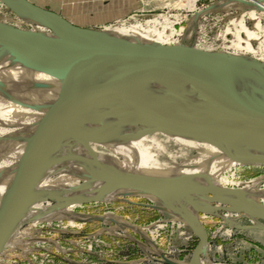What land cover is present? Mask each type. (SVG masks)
<instances>
[{
    "label": "water",
    "instance_id": "water-1",
    "mask_svg": "<svg viewBox=\"0 0 264 264\" xmlns=\"http://www.w3.org/2000/svg\"><path fill=\"white\" fill-rule=\"evenodd\" d=\"M22 3L28 12L57 37H44L0 23V49L16 55L19 61L45 71L61 73L60 92L33 133L27 139L13 178L0 202V248L25 209L30 192L43 170L47 157L65 139H79L85 148L103 132L95 128L112 111L119 110L137 120L159 127L175 126L176 133L264 128V103L256 100L241 85L249 81L264 91V78L257 76L240 56L187 46L132 42L120 43L101 38L86 28L73 24L61 15L30 0H3ZM66 31L68 34H64ZM110 65L112 68L110 69ZM99 82L95 77L108 72ZM154 82L173 90L170 97L149 100L134 95V86ZM174 82L183 84L176 88ZM106 108L93 124L82 130L83 115L92 105ZM181 127H186L187 130ZM84 162L83 156L69 155ZM244 160L243 158H239ZM183 177H151L130 172L104 173V185L129 187L168 201H178L190 194L210 198L216 192L235 194L234 187L191 185ZM240 194V193H239ZM100 193L82 198L80 204L98 201ZM225 203L223 209L255 214L264 220L261 205ZM168 209H174L169 205ZM200 237L189 263L205 249V238L196 222L186 221ZM264 227L263 224H261ZM248 226H243L247 228Z\"/></svg>",
    "mask_w": 264,
    "mask_h": 264
},
{
    "label": "bare ground",
    "instance_id": "bare-ground-1",
    "mask_svg": "<svg viewBox=\"0 0 264 264\" xmlns=\"http://www.w3.org/2000/svg\"><path fill=\"white\" fill-rule=\"evenodd\" d=\"M195 1L189 0V8L194 7ZM8 3L15 12L13 16L2 18L1 24L14 29L32 26L29 32L44 37H57V34L49 31L50 29L48 30L34 18L25 5L15 1ZM234 3L253 4L258 9H264V0H237ZM159 18H162L163 21ZM151 23L152 25H149ZM146 24L147 27L141 24L127 27L112 24L105 26L101 31H88L115 42H141L152 45L167 44L165 41L176 33L172 24L162 15L152 18ZM63 33L68 34L66 31ZM226 54L237 56L231 53ZM240 59L250 65L254 74L264 78V58H261V64L252 62L251 58ZM108 74L109 71L98 75L91 82L102 81ZM60 76L61 73L56 70H42L32 64L19 61L16 55L0 49V202L13 178L27 139L59 95ZM240 83L256 100L264 103L262 89L243 79L240 80ZM172 85L178 89L185 87L179 82H174ZM131 92L149 100H161L173 94V90L167 85L154 82L138 84L132 88ZM105 108L104 105H92L91 109L83 115L82 130H87ZM181 128L187 130L186 127ZM95 129L103 133L96 140L89 142L87 148L84 147L81 140L68 138L63 140L57 149L52 150L30 192L25 209L0 248V252L15 238L18 232H21L19 229L28 223L36 222L42 218L49 220L56 217H66L73 221L77 215L73 213L72 209L80 205L79 200L97 193H100L97 202L105 204L112 203L119 195H137L138 193L160 201L155 196L129 187L104 185L101 178L105 172L108 174L130 172L159 178L196 175L194 178L185 179L184 182L210 188L211 186L226 187L224 183L228 179L222 175V172L231 169V167L264 165V128L257 126L245 130H217L213 128L209 131L178 134L174 131L175 126L168 128L153 126L137 120L132 115L115 110L104 118ZM170 141L176 145L178 151L175 153L170 151L173 146L166 147L164 145ZM185 150H193L196 154L186 155ZM155 152L168 158L178 157L181 161L179 163L165 162L160 160ZM69 155L83 156L88 159V162L69 158ZM51 173L58 174V177L49 181ZM263 178H255L249 182H237V185L240 186L236 188L237 197L235 194L225 192H216L210 198L199 194H190L178 201H168V205L163 201L162 207L164 209H168L169 205L174 207L182 214L181 217L184 220L191 222H196V219L200 218V212L211 213L215 207L220 204L223 207L225 203H230L233 209L235 203L252 204V207L258 204L261 205L260 210L264 211V184L260 185ZM80 180L83 181L81 185L78 184ZM212 202H217L216 206L212 205ZM111 216L105 214L104 218L108 219ZM246 216L250 217L255 225H261L257 215L249 213ZM232 219L233 217L228 218L229 221ZM196 226L198 232L203 236L200 226ZM23 229L22 232H25L29 229V225ZM206 253V248L202 251L204 255L202 258L199 257L201 253H198L194 263L222 264L211 262ZM175 263L193 264L184 261Z\"/></svg>",
    "mask_w": 264,
    "mask_h": 264
},
{
    "label": "rangeland",
    "instance_id": "rangeland-1",
    "mask_svg": "<svg viewBox=\"0 0 264 264\" xmlns=\"http://www.w3.org/2000/svg\"><path fill=\"white\" fill-rule=\"evenodd\" d=\"M30 1L93 31H101L112 24L147 27V21L162 15L176 30L165 41L167 44L236 54L258 64L264 58V9L253 4L234 3L237 0H196L193 8H189V0ZM14 12L0 0V20L13 16ZM31 28L22 26L19 29L30 31ZM164 145L173 146L172 153L178 151L171 141ZM184 153L196 154L193 150ZM157 157L165 162L181 161L174 156L168 158L158 154ZM245 166L237 165L222 172L228 179L224 185L239 188L237 182L264 177V165ZM57 177L58 174L51 173L48 180ZM161 201L142 193L122 194L109 204L96 201L75 206L72 211L77 217L73 221L56 217L28 223L23 228L29 225V229L22 232L24 229L20 228L21 232L0 252V264L188 263L200 237L177 209H164ZM105 214L112 216L107 219ZM199 216L196 225L206 237V254L211 262L264 264V227L255 225L242 213L223 209L222 204L211 213L200 212ZM230 217L232 221L228 220ZM258 222L264 225V220L258 219ZM202 256L201 253L199 257Z\"/></svg>",
    "mask_w": 264,
    "mask_h": 264
}]
</instances>
